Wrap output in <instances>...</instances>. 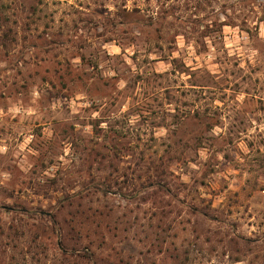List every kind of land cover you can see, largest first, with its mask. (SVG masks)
<instances>
[{
  "label": "rangeland",
  "instance_id": "obj_1",
  "mask_svg": "<svg viewBox=\"0 0 264 264\" xmlns=\"http://www.w3.org/2000/svg\"><path fill=\"white\" fill-rule=\"evenodd\" d=\"M0 264H264V0H0Z\"/></svg>",
  "mask_w": 264,
  "mask_h": 264
}]
</instances>
